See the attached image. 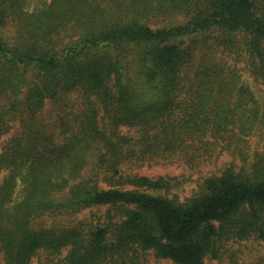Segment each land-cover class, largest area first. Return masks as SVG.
Wrapping results in <instances>:
<instances>
[{
    "label": "trees",
    "instance_id": "trees-1",
    "mask_svg": "<svg viewBox=\"0 0 264 264\" xmlns=\"http://www.w3.org/2000/svg\"><path fill=\"white\" fill-rule=\"evenodd\" d=\"M27 2L0 0V138L19 123L0 152L5 263L136 264L152 251L174 264H264L227 246L264 242V147L250 143L264 102L237 66L264 84V0ZM49 100L59 124L40 118ZM222 153L232 161L186 201L169 196L180 178L128 172ZM19 177L25 200L6 213ZM103 205V222L73 219ZM43 215L54 222L35 226Z\"/></svg>",
    "mask_w": 264,
    "mask_h": 264
},
{
    "label": "rangeland",
    "instance_id": "rangeland-1",
    "mask_svg": "<svg viewBox=\"0 0 264 264\" xmlns=\"http://www.w3.org/2000/svg\"><path fill=\"white\" fill-rule=\"evenodd\" d=\"M51 0H28L26 4V9L29 12H34L45 8ZM102 4H106V0H101ZM238 68L241 69L242 79L247 83L252 91L255 93L259 102L262 104L264 102V84L260 80H256L252 77L247 70H244V65L239 63ZM71 105L74 104V100H71ZM78 100L76 98L75 110H77ZM40 118L46 123H56L59 124V117L57 113V106L52 101H47L42 112L40 113ZM19 129V123L16 120L10 122V129L7 133L1 136L0 138V152L7 145L9 140L16 134ZM264 131V130H263ZM123 134H134V130H128L127 128L122 129ZM250 143L253 148L262 149L264 147V132H258L255 135L251 136ZM93 161V156L90 157V164ZM232 161V157L227 153H222L218 156H213L210 160L202 163L199 167L190 169L187 165L181 161H174L173 163H162V162H148L142 166L132 167L129 173H134L138 175H144L148 177H159V176H171L180 178L181 184L176 187L172 194H169L170 197L176 195L180 201H186L191 198L196 191H198L199 184L201 180L210 174L220 173L221 169L226 166L227 163ZM238 162V161H237ZM89 167H87L89 170ZM8 174L7 170L0 172V184L3 182L5 176ZM24 174V173H23ZM100 186L103 189L109 188L105 183L100 181ZM15 189L9 201L4 206V211L6 213L14 214L18 205L25 200L26 193L28 190L27 185L24 183L22 177H19L16 181ZM108 210L107 205L92 207L86 210H83L79 214L73 216L75 220L82 219H91L95 215L99 216L102 222L105 220V214ZM72 217H69L71 219ZM68 218L61 219L65 222L69 221ZM72 219V220H73ZM60 218H57V221ZM54 222V219L43 215L36 217L33 220L35 226H48ZM230 251H238L240 261L243 263H248L251 260L264 258V242L262 241H243L233 243L230 242L227 244ZM68 254V250L63 251L56 260L64 259ZM42 255H38L33 258L30 264H39ZM130 257V256H129ZM133 257V256H132ZM135 259L136 264H174L170 259L157 258L152 251H148L144 254L138 255ZM132 258L126 264H133ZM0 264H6L3 258L2 253L0 252ZM122 264V263H119ZM205 264H230L228 255H224L221 260L207 258Z\"/></svg>",
    "mask_w": 264,
    "mask_h": 264
}]
</instances>
